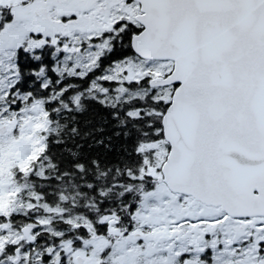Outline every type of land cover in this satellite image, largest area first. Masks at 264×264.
I'll return each mask as SVG.
<instances>
[{"label": "snow or ice", "instance_id": "1", "mask_svg": "<svg viewBox=\"0 0 264 264\" xmlns=\"http://www.w3.org/2000/svg\"><path fill=\"white\" fill-rule=\"evenodd\" d=\"M0 264H264V0H0Z\"/></svg>", "mask_w": 264, "mask_h": 264}]
</instances>
